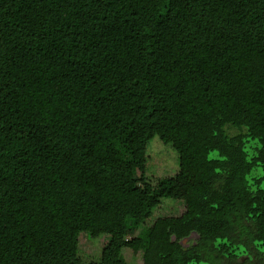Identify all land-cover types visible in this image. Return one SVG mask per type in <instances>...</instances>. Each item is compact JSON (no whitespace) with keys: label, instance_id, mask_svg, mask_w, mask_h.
Segmentation results:
<instances>
[{"label":"trees","instance_id":"trees-1","mask_svg":"<svg viewBox=\"0 0 264 264\" xmlns=\"http://www.w3.org/2000/svg\"><path fill=\"white\" fill-rule=\"evenodd\" d=\"M228 124L264 163V0H0V264L29 243L52 262L126 264L130 197L149 213L173 191L146 178L154 137L201 178L148 231L143 264H178L174 232L222 236L236 203L264 247V194L236 199L235 168L212 187L210 152L239 151ZM82 233L106 235L99 262L82 261Z\"/></svg>","mask_w":264,"mask_h":264},{"label":"rangeland","instance_id":"rangeland-1","mask_svg":"<svg viewBox=\"0 0 264 264\" xmlns=\"http://www.w3.org/2000/svg\"><path fill=\"white\" fill-rule=\"evenodd\" d=\"M163 105L164 99L160 98L158 111ZM224 135L228 140H235L240 136L239 151L234 152V162L216 151L210 152L213 159L221 162L216 176L212 179V187L220 190L224 179L235 168L238 172L234 184L236 199L242 193L251 196L264 194V163L257 160L260 141L250 134L247 127L240 129L231 124L225 126ZM146 157L145 174L148 181L156 184L159 179L172 177L173 191L169 199L159 196L158 204L149 213H145V204L142 201L136 196L130 197L127 223L135 227V230L128 236V241L119 253L126 264H143L138 248L147 246L148 231L156 220L169 216L181 217L187 210L184 201L198 195L201 168L180 165L178 155L170 145L154 137L148 144ZM236 204L222 236L206 240L195 228L172 233L171 241L180 249L177 254L178 264H264V247L254 238L255 219L251 212L242 211L239 204ZM105 243L104 234L90 238L82 233L79 249L82 261L99 262ZM42 257L36 245L29 243L12 264H64Z\"/></svg>","mask_w":264,"mask_h":264}]
</instances>
